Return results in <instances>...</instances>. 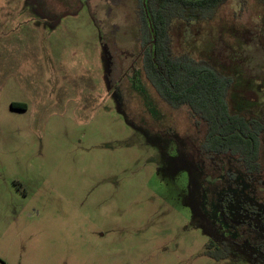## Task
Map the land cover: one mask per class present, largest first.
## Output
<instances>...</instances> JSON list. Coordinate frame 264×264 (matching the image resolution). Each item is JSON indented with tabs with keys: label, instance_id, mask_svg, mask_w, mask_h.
<instances>
[{
	"label": "rangeland",
	"instance_id": "1",
	"mask_svg": "<svg viewBox=\"0 0 264 264\" xmlns=\"http://www.w3.org/2000/svg\"><path fill=\"white\" fill-rule=\"evenodd\" d=\"M201 15L172 16L173 53L185 41L217 62L264 57L262 0ZM146 31L140 0H0V264H257L234 245L209 257L183 204L201 194L159 144L193 129L187 108L127 80L114 90Z\"/></svg>",
	"mask_w": 264,
	"mask_h": 264
},
{
	"label": "trees",
	"instance_id": "2",
	"mask_svg": "<svg viewBox=\"0 0 264 264\" xmlns=\"http://www.w3.org/2000/svg\"><path fill=\"white\" fill-rule=\"evenodd\" d=\"M148 1L156 56L153 61L151 43L147 42L143 80L150 83L167 108L185 107L194 121L193 129H187L184 135L181 133L185 130L169 128L170 142L159 144L168 146L164 159L188 167L189 188L204 195L207 204L218 205L225 225L234 233L232 237L218 229L219 237L208 239L206 254L216 260L228 257L232 254L229 239L234 246L252 251L257 264H264V57L244 63L230 54L228 62H217L208 54L201 56L198 50V60L196 46L189 48L185 41L180 52L173 53L169 40L172 16L177 15V20L189 27L221 0H202L198 5L182 6L173 14L165 13L167 5L173 2L181 6V0ZM151 1H156L157 9L151 8ZM143 24L147 30L145 21ZM263 38L260 30L257 41ZM210 42L208 53L215 48ZM143 93L144 99L150 100L146 90ZM154 111L160 115L156 108ZM222 226L219 224V228Z\"/></svg>",
	"mask_w": 264,
	"mask_h": 264
},
{
	"label": "flooded vegetation",
	"instance_id": "3",
	"mask_svg": "<svg viewBox=\"0 0 264 264\" xmlns=\"http://www.w3.org/2000/svg\"><path fill=\"white\" fill-rule=\"evenodd\" d=\"M146 8H147V12H148V17L150 19L151 22V29L148 26L147 23V19L146 16L144 14V10L142 8V0H140V6H141V15H142V21H145L146 23V27L148 30L147 36L149 37V41L148 43H151V47H152V56H153V61H155V48H156V35H155V29L153 26V21L151 18V14L149 12V1L146 0ZM153 1H151L150 6L153 9H157V3L156 1L155 4H152ZM149 34V35H148ZM153 38L155 39V41L153 42ZM146 44L147 42H145L144 40H140V51L136 54V55H132L135 56L133 57V59H131V61L129 62V64L127 65L125 71L123 72L121 78L117 81L116 86L114 87V90H117V86H119L120 84H122L123 80H127L128 84H131L132 87L135 85H140L142 86V88L144 90H146V86H150V83L146 82L143 80V64L146 58V54H145V48H146ZM130 85V87H131ZM152 88V87H151ZM110 89V87H109ZM153 89V88H152ZM11 107H14L13 104H11ZM24 108H26V106H23ZM170 141L168 140V138L165 141H162L161 143H169ZM168 147V146H166ZM162 148V146H161ZM168 149V148H167ZM185 165V164H184ZM186 170H187V175H188V167L185 166ZM188 179V188L189 189V183H190V179ZM185 196V197H184ZM187 199L186 195H183V204L184 206L188 207V210H190V218H192V222L193 220L198 223L199 226V230L201 232H203L205 235H207L208 238H210L211 240H216L219 236H216L219 234L218 229H223L225 230L226 234H231V230H228V226L225 225V220L221 217L222 212L220 211V209H217L218 205L214 204V203H208L205 200L204 195H200V200L197 204L193 205V203L190 201H188L189 203L186 205L185 203V199ZM204 198V199H203ZM219 224H222V228H219ZM231 232V233H230ZM228 241L231 243L230 245H234L233 242H231L229 239H227V244Z\"/></svg>",
	"mask_w": 264,
	"mask_h": 264
},
{
	"label": "water",
	"instance_id": "4",
	"mask_svg": "<svg viewBox=\"0 0 264 264\" xmlns=\"http://www.w3.org/2000/svg\"><path fill=\"white\" fill-rule=\"evenodd\" d=\"M145 1H146V0H142V8H143V10H144V14H145V16H146L148 26H149V28L151 29V22H150V19H149V17H148V12H147L146 2H145ZM192 1H196V0H192ZM151 31H152V29H151ZM154 41H155V39L153 38V42H154Z\"/></svg>",
	"mask_w": 264,
	"mask_h": 264
}]
</instances>
